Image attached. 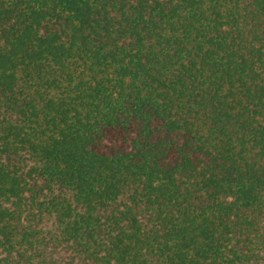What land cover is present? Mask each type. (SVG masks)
Segmentation results:
<instances>
[{"label":"trees","instance_id":"1","mask_svg":"<svg viewBox=\"0 0 264 264\" xmlns=\"http://www.w3.org/2000/svg\"><path fill=\"white\" fill-rule=\"evenodd\" d=\"M0 264H264V0H0Z\"/></svg>","mask_w":264,"mask_h":264}]
</instances>
